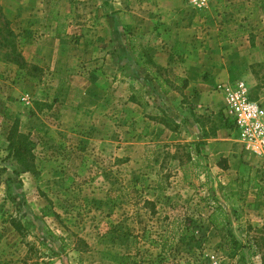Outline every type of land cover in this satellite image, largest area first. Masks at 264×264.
I'll return each instance as SVG.
<instances>
[{
	"label": "rangeland",
	"instance_id": "1",
	"mask_svg": "<svg viewBox=\"0 0 264 264\" xmlns=\"http://www.w3.org/2000/svg\"><path fill=\"white\" fill-rule=\"evenodd\" d=\"M35 6L0 5V264H264V154L219 90L264 106V0Z\"/></svg>",
	"mask_w": 264,
	"mask_h": 264
},
{
	"label": "built area",
	"instance_id": "2",
	"mask_svg": "<svg viewBox=\"0 0 264 264\" xmlns=\"http://www.w3.org/2000/svg\"><path fill=\"white\" fill-rule=\"evenodd\" d=\"M198 10L209 7L211 0H187ZM224 98L225 117L234 125L237 134L251 151L264 154V106L252 100L243 80L219 84Z\"/></svg>",
	"mask_w": 264,
	"mask_h": 264
},
{
	"label": "trees",
	"instance_id": "3",
	"mask_svg": "<svg viewBox=\"0 0 264 264\" xmlns=\"http://www.w3.org/2000/svg\"><path fill=\"white\" fill-rule=\"evenodd\" d=\"M10 32V30H9ZM11 49H15V44L11 43ZM24 63V62H23ZM39 71V68L34 67ZM15 127H12L11 132L8 134V140H9V147H11V151L13 152V155L17 159V161L27 166L28 160H27V154H29V141L27 140H21L20 138L17 139L16 135L14 134ZM22 137V136H21ZM220 217V218H219ZM209 221L215 228H223L226 225V217L223 213L222 209L217 206L213 213L209 217ZM13 226L19 233H23L24 227L21 224L14 223ZM227 237L230 239L232 248L235 249L237 247V240L234 238L233 234L231 233L230 229L227 228Z\"/></svg>",
	"mask_w": 264,
	"mask_h": 264
},
{
	"label": "crops",
	"instance_id": "4",
	"mask_svg": "<svg viewBox=\"0 0 264 264\" xmlns=\"http://www.w3.org/2000/svg\"><path fill=\"white\" fill-rule=\"evenodd\" d=\"M42 0H0V5L3 7V11L5 14H8L9 16H17L19 20L23 18V15H35L38 9L37 6H35L36 3H39ZM35 9V10H34ZM41 11V10H40ZM135 22V28H139L137 25L138 19ZM24 23H21L22 26ZM15 27H20L19 24H14Z\"/></svg>",
	"mask_w": 264,
	"mask_h": 264
}]
</instances>
